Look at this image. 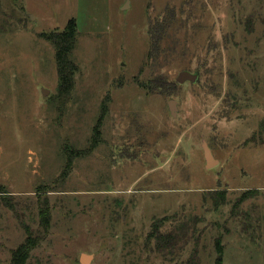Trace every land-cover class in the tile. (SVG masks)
I'll return each instance as SVG.
<instances>
[{
    "label": "rangeland",
    "instance_id": "1",
    "mask_svg": "<svg viewBox=\"0 0 264 264\" xmlns=\"http://www.w3.org/2000/svg\"><path fill=\"white\" fill-rule=\"evenodd\" d=\"M27 236L25 264H264V0H0V264Z\"/></svg>",
    "mask_w": 264,
    "mask_h": 264
},
{
    "label": "trees",
    "instance_id": "2",
    "mask_svg": "<svg viewBox=\"0 0 264 264\" xmlns=\"http://www.w3.org/2000/svg\"><path fill=\"white\" fill-rule=\"evenodd\" d=\"M45 39L54 46L55 66L57 72V97L67 99L73 88L74 75L79 72V66L72 60L71 55L75 48L77 40V24L75 18L71 17L67 20L62 30L52 31L48 34H43ZM102 116V114H101ZM100 116V118H101ZM99 124L100 120L95 125L91 147H94L99 138ZM86 151H75L73 154L67 155L66 167H70L71 158L87 153ZM66 171L61 173L60 179L65 176ZM218 199H223L221 192L217 193ZM41 221L43 227L48 225V207L40 210ZM161 223L155 222L152 225L149 237L155 240L156 247L162 249L163 247L171 246L174 243L175 237L170 232H161ZM183 230V229H182ZM181 228L179 231H182ZM36 245V241L31 236H27L26 240L13 251L10 264H25L31 249Z\"/></svg>",
    "mask_w": 264,
    "mask_h": 264
},
{
    "label": "water",
    "instance_id": "3",
    "mask_svg": "<svg viewBox=\"0 0 264 264\" xmlns=\"http://www.w3.org/2000/svg\"><path fill=\"white\" fill-rule=\"evenodd\" d=\"M198 78V73L197 72H190L187 70H183L181 72L178 73V75L176 76V81L182 83L184 81H191V82H195ZM48 90L43 89V94H46ZM168 109L170 111V113L175 116V110H176V101L175 100H169L168 101ZM203 149H204V156H205V160H206V167L210 168L212 167L215 163H217L216 159L213 157L210 148L208 147L207 143L204 141L203 142ZM84 262L86 261V259L88 258V256H83L82 257Z\"/></svg>",
    "mask_w": 264,
    "mask_h": 264
}]
</instances>
